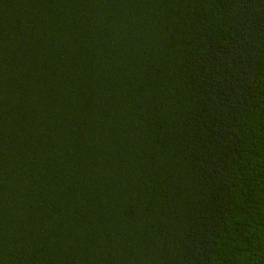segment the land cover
Instances as JSON below:
<instances>
[{
    "label": "trees",
    "instance_id": "trees-1",
    "mask_svg": "<svg viewBox=\"0 0 264 264\" xmlns=\"http://www.w3.org/2000/svg\"><path fill=\"white\" fill-rule=\"evenodd\" d=\"M0 264H264V0H0Z\"/></svg>",
    "mask_w": 264,
    "mask_h": 264
}]
</instances>
